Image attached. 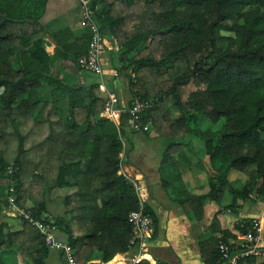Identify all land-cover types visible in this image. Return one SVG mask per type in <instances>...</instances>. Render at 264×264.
I'll list each match as a JSON object with an SVG mask.
<instances>
[{"label": "trees", "instance_id": "obj_1", "mask_svg": "<svg viewBox=\"0 0 264 264\" xmlns=\"http://www.w3.org/2000/svg\"><path fill=\"white\" fill-rule=\"evenodd\" d=\"M69 1L0 0V200L6 206L11 196L22 210L24 183H37L44 200L50 195L54 211L40 200L24 212L61 233L74 264H106L134 250L126 217L138 204L118 169L128 164L131 134L139 132L131 130L124 112L117 124L100 116L107 94L114 96L108 83L101 91L100 82L60 79L62 67L72 77L83 72L77 59L88 42L79 7L72 0L76 10L71 9ZM89 9L100 36L115 42L109 66L124 83L125 107L135 100L150 103L141 114L146 130L140 134L199 141L195 153L200 157L194 162L181 149L189 141L167 144L159 160V170L171 166L176 178L183 171L177 159L205 175L203 194L179 200L184 214L200 220L203 205H219L225 193L230 199L222 210L231 213L238 200L264 201V0H90ZM48 43L51 55L44 49ZM215 125L217 130H208ZM32 133L35 142L28 139ZM172 147L181 149L176 161L170 157ZM31 155L37 160L23 181L19 174ZM49 158L55 167L48 181L38 168ZM230 170L245 180L229 182ZM160 186L172 198L164 178ZM143 209L155 230L153 211L146 204ZM6 217L17 218L30 234L17 242L19 232L0 221V254L13 248L22 261L45 264L42 236L21 217ZM249 227V219L233 225L238 234ZM207 230L197 244L201 263L222 264L217 244L232 251L235 237L219 212ZM58 262L66 264L63 252ZM138 264L165 263L144 255ZM236 264H264V252Z\"/></svg>", "mask_w": 264, "mask_h": 264}, {"label": "crops", "instance_id": "obj_2", "mask_svg": "<svg viewBox=\"0 0 264 264\" xmlns=\"http://www.w3.org/2000/svg\"><path fill=\"white\" fill-rule=\"evenodd\" d=\"M70 8L75 9V4L72 0L69 1ZM76 10V9H75ZM68 14V11H67ZM71 16V14H70ZM112 40L105 41L106 50L104 52V57L108 59V52L114 50L115 47L112 46ZM45 52L48 55H51L53 52V45L46 44ZM109 60V59H108ZM109 63V62H108ZM58 68V67H57ZM59 69V68H58ZM105 75L103 76L104 85L99 87V90H106L108 83L113 90V92L117 89H120V84H124L120 79L115 78V71H113L110 66L109 68H105ZM81 73H78L76 77H72L69 75V72L63 67L59 70V77L61 80L72 82L78 80L82 82ZM112 77V78H111ZM126 91V90H125ZM116 95V99L118 101V108L120 106H125L122 101L119 99L121 95ZM119 99V100H118ZM190 162H194L190 157ZM127 164V163H126ZM122 163L118 172L122 174L135 176V178L140 179V183L146 188L147 192V201L146 205L153 211L155 219H156V229L153 230L152 226H150V235L145 241V252L144 255H150L154 259L158 261H162L165 264H202L198 251V242L206 237H203V233L208 231L209 223L216 213L215 203L206 202L203 205L202 214L200 220H195L191 216H187L184 214V206L181 207L178 202L188 194L199 195L203 194L206 191V188L197 192L191 188H187V182L189 181L186 178V174H179V180L183 184V188L180 189L179 186L174 189L171 187L170 182L169 185L171 187L172 198L167 197L164 191L161 189L160 192H157V189H148L147 183L144 181L142 174L138 173V170H135L129 163L126 165ZM182 169L187 170L188 168L184 163H181ZM189 172V171H187ZM149 184V182H148ZM160 184V180H159ZM251 200L245 203L238 202V208L234 209L233 217V225L236 223L238 219H255L259 222L260 226V235L258 238V247L264 252V201H256L253 196L250 197ZM158 200V201H157ZM162 201V202H161ZM228 212L229 211H225ZM223 220L224 228L229 231L231 235L236 238L238 232L233 228L229 229L226 225L225 220L228 216H221ZM235 221V222H234ZM204 230V232H202ZM194 242L191 237L194 236ZM202 236V239H200ZM197 239H199L197 241ZM163 250V251H162ZM164 252V253H163ZM129 252H125L122 254L115 255L109 262L106 264H126V258L128 257ZM118 257L119 260L114 261V258ZM58 262V252L48 250L47 257L45 259V264H57ZM257 262V260H256ZM89 263L98 264L97 261H90Z\"/></svg>", "mask_w": 264, "mask_h": 264}, {"label": "built area", "instance_id": "obj_3", "mask_svg": "<svg viewBox=\"0 0 264 264\" xmlns=\"http://www.w3.org/2000/svg\"><path fill=\"white\" fill-rule=\"evenodd\" d=\"M81 17V25H83L88 31V42L86 53L84 56L77 59V65L83 72H88L102 78L108 59L104 57L105 39L102 38L98 32L97 26L91 19V11L89 9L90 0H75ZM101 84L99 85V87ZM103 91V90H101ZM117 99L111 94H107V101L103 105L100 116L117 124L119 113L124 112L129 119V126L134 132H144L146 126H141L140 118L142 112L150 107V103L147 101H133L128 107L120 106L115 109ZM122 163L119 164V169ZM118 169V170H119ZM128 180L132 186L135 194L138 209L130 211L127 214L126 220L130 225L131 237L129 239L130 247L134 246V250L130 249L128 257L126 258V264H138L145 252V241L150 235V217L145 213L143 206L147 201L146 188L140 183V179L135 176H130L118 172ZM7 206L11 209L13 215L19 216L22 220L29 224L34 230L42 236L43 243L48 250L55 252H63L66 258V264H74L69 247L57 239L55 236V227L47 224L46 221L35 219L23 210L17 208L13 202L11 196L7 197ZM259 222L255 219L250 220V227L243 234L236 235L233 242L232 251L231 247L227 244L218 242L217 249L219 252V259L222 264H236V261L246 257L259 258L263 255V252L259 249L257 243L260 235Z\"/></svg>", "mask_w": 264, "mask_h": 264}, {"label": "rangeland", "instance_id": "obj_4", "mask_svg": "<svg viewBox=\"0 0 264 264\" xmlns=\"http://www.w3.org/2000/svg\"><path fill=\"white\" fill-rule=\"evenodd\" d=\"M66 6L67 5H65V7ZM69 6H70V4H69ZM112 46L115 47V42H112ZM108 62H109V60L107 61V65L105 67L106 69L109 68ZM66 68H70L72 70L70 65L69 66L66 65ZM105 72L106 71L104 70V74H105ZM80 77L84 81V83H95V82L98 83V82H100L99 84H101V86H103V84H102L103 77L99 78V77L94 76L93 74L88 73V72H82ZM125 90L126 89H125L124 84H120V89H117L114 91L115 94L121 95V97H119V99L122 101V103L124 105L128 99V94ZM115 98H117L116 95H115ZM23 129H24V131H26L27 127L23 128ZM38 129L40 131H42V128H38ZM160 129L161 130L158 131V134L163 136L165 134L164 127L160 128ZM202 129H204V128H202ZM217 129H218V126L215 125V126L209 127L208 130L215 131ZM38 137H39V131H38ZM28 139L34 141V139H36V136L32 133L31 135H29ZM188 141L190 142V144L188 146H183L181 149L183 151H185L186 155L191 157L193 161H196V159L198 157H200V155L199 154L196 155L195 152L198 150V148H200V144L197 143L199 141L194 140L191 137H189V138L185 137L183 139H179L177 137L176 138H168V139L167 138L157 139V138H153V137L148 136V135H141L140 133L131 134L132 145H131V150L129 151V153L127 155L128 163L132 167H134L135 170H138V173L142 174V177H143L144 181L147 183L148 189H150V190L157 189V192L160 190L159 180L161 178H164L166 181L170 182V185L173 189L177 186H179L180 189H182L183 184L178 179L179 177L176 178L175 168H173L171 166L162 167V171H161V170H159V160H160V157H161V155H162L167 144H169V143H181V142L185 143ZM28 145L29 144H27V146ZM1 146H2V139H0V147ZM127 148H128V146L125 145V150ZM181 149L178 147H172L170 149L169 153L171 154L170 157L172 160L176 161L177 156L180 153ZM37 154H40V152ZM36 160H37V158L32 156V155L25 159L23 169L19 174V177L21 180H23V181L29 180L32 164ZM49 160L51 162L50 161L41 162L39 165V168H38V171L41 172L43 174V176L46 178V180H48V181L53 177L54 167H55V163H53L52 159L49 158ZM177 160L180 162V164L182 163V161H180V159H177ZM126 165H128V164H126ZM183 171L185 173H187L186 178L189 181V183L187 182V188H191L197 192H201L205 189L206 178H205L204 173L199 170L198 166H192L187 170L183 169ZM187 171H189V172H187ZM181 173H183L182 170L180 171V174ZM227 180L229 182H234L236 180V182H238V184H240L245 180V176L243 174H239L238 172L230 170L227 173ZM148 182H149V184H148ZM24 186L26 188L25 189L26 191L23 194V199L21 200L23 211H25L26 209H29L31 207H34L35 203H38L40 200H44L43 196H42V192H41L42 190H40V186L37 183L29 184V186H26V184L24 183ZM229 199H230L229 195L227 193H225L222 196V200H221L220 204L215 205V210H216V212L221 213V216H223L225 214H226V216H228L227 219L225 220V222H226V225L230 229V228H232V225H233V217H232L233 213H231V212L228 213V212H225V210H222V208L226 204L229 203ZM44 201L46 202L47 209L50 211H54L53 206L50 204V202H51L50 195H46ZM238 202H239V200L237 201V203ZM10 210L11 209L7 206V204L5 206V203L0 200V221H4L9 226V228L11 230L19 232L16 236L17 242H22V241L25 242V239L30 234V231L28 230L27 226L20 224L21 222L17 218L6 217V216H13V213ZM202 232H204V230H202ZM193 235L194 236H192L191 239L194 242L195 233ZM208 235H209V232L205 231V233H203L202 236L206 237ZM55 236L57 239L62 240V235L58 231L55 232ZM202 236L200 239H202ZM198 240L199 239H197V241ZM229 242H231V241H229ZM0 262L2 264H30L28 261H22L20 258V255L17 252H15V250L13 248H12V250L7 251L4 254H0ZM57 264H59V262H57Z\"/></svg>", "mask_w": 264, "mask_h": 264}, {"label": "bare ground", "instance_id": "obj_5", "mask_svg": "<svg viewBox=\"0 0 264 264\" xmlns=\"http://www.w3.org/2000/svg\"><path fill=\"white\" fill-rule=\"evenodd\" d=\"M119 264V263H118Z\"/></svg>", "mask_w": 264, "mask_h": 264}]
</instances>
